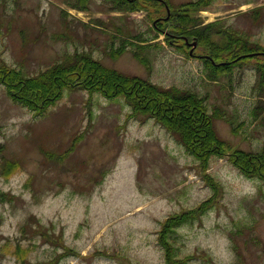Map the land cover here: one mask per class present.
Instances as JSON below:
<instances>
[{
	"label": "rangeland",
	"instance_id": "1",
	"mask_svg": "<svg viewBox=\"0 0 264 264\" xmlns=\"http://www.w3.org/2000/svg\"><path fill=\"white\" fill-rule=\"evenodd\" d=\"M191 1L197 0H142L145 8L122 12L111 11L108 0L84 2L85 10L64 0H0V59L35 76L66 56L90 53L126 75L205 95L211 112L219 110L237 129L244 121L234 133L226 118L217 119L224 140L262 150L264 123L251 116L255 59L213 82L201 59L210 54L198 40L164 29L165 3L176 10ZM198 16L264 46V0H215ZM154 26L165 30L156 40ZM134 35L153 46L145 50L150 68L130 47L112 57ZM212 40L221 42L218 35ZM130 113L125 97L79 88L65 89L39 113L0 83V264H167L162 224L210 197L217 198L212 208L176 231V262L264 264V181L246 178L228 157L216 158L207 171L214 193L171 133ZM8 162L18 168L5 174Z\"/></svg>",
	"mask_w": 264,
	"mask_h": 264
},
{
	"label": "trees",
	"instance_id": "2",
	"mask_svg": "<svg viewBox=\"0 0 264 264\" xmlns=\"http://www.w3.org/2000/svg\"><path fill=\"white\" fill-rule=\"evenodd\" d=\"M90 0H64L72 8L79 10L89 9L82 3ZM113 1L111 11H136L144 6L142 0H108ZM215 0H197L181 4L176 10L170 4L171 16L164 28L173 33L192 39L196 38L207 53L203 58L207 68V77L210 81L217 82L221 78H231L235 69L254 60L257 74L254 91L256 92V104L251 112L253 121L258 125L264 123V46L250 43L239 33H235L219 22L203 25L198 13L207 9ZM143 4H148L143 3ZM156 8L160 5H154ZM153 8V9H156ZM97 26L104 22L98 20ZM163 25V24H161ZM161 27L155 32L154 39L165 30ZM214 35L220 36L221 42L212 40ZM172 37V35H170ZM143 37V38H142ZM171 37H167L170 44ZM223 37V38H222ZM123 39L120 48L112 50V57L117 58L124 50L130 47L134 56L147 68H150V60L145 50L153 47L146 44L148 40L143 35ZM135 47V48H132ZM257 54L239 58L242 55ZM0 83L5 85L7 93L12 99L26 105L33 111L46 112L61 98L66 89H83L91 93H101L109 99L125 97L131 107L130 117H146L154 119L157 124L171 133L184 147L186 153L197 162L200 171L210 183L214 193L217 184L212 186L211 176L207 174L213 159L228 157V160L239 169L246 178H256L264 181V147L258 151H245L232 147L224 140L216 129V120L225 119L231 123L234 133L244 124L236 125L224 116L219 110L211 112L205 95L191 89H182L176 86L163 88L152 83L148 79L138 76L126 75L116 69L106 67L100 61L94 59L90 53H77L73 57L66 56L60 63L40 71L35 76H28L22 70L10 67L0 59ZM263 125V124H262ZM70 148L66 154L72 151ZM4 146L0 145V156ZM18 168L16 162H8L3 165V173L9 174ZM217 199V198H216ZM215 199V200H216ZM213 197L205 200L192 210L178 215H172L162 225L159 232L160 243H164L167 251L168 263L176 262L177 253L173 245L176 231L184 224L201 218L210 210L215 202ZM174 248V249H173Z\"/></svg>",
	"mask_w": 264,
	"mask_h": 264
},
{
	"label": "water",
	"instance_id": "3",
	"mask_svg": "<svg viewBox=\"0 0 264 264\" xmlns=\"http://www.w3.org/2000/svg\"><path fill=\"white\" fill-rule=\"evenodd\" d=\"M167 10H168V13H169V9H167ZM193 45L196 46V43H194Z\"/></svg>",
	"mask_w": 264,
	"mask_h": 264
}]
</instances>
